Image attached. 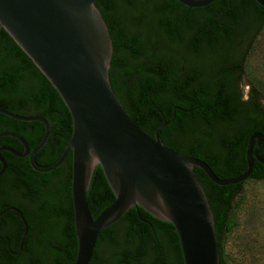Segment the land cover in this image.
<instances>
[{"label":"water","instance_id":"95a60500","mask_svg":"<svg viewBox=\"0 0 264 264\" xmlns=\"http://www.w3.org/2000/svg\"><path fill=\"white\" fill-rule=\"evenodd\" d=\"M176 1L189 8H203L214 0ZM254 1L264 8V0ZM95 2L0 0V29L55 90L70 115L71 136L58 160L46 168L33 162L49 136L45 119L22 117L3 109L0 114L44 125L43 136L29 157L35 171H53L69 153L72 155L77 239L73 264H89L100 231L138 207L173 226L183 264H219L213 213L194 169L221 187L246 181L254 160L264 165L258 154L262 134L254 132L249 136L244 153L246 169L231 179H219L204 161L167 148L158 135L164 122L150 136L131 118L111 88L112 39ZM3 135L16 137H0ZM16 138L24 145L25 153L29 152L27 145ZM0 163L1 176L5 169L1 158ZM97 167L114 200L93 219L87 206V191Z\"/></svg>","mask_w":264,"mask_h":264},{"label":"flooded vegetation","instance_id":"af4514ba","mask_svg":"<svg viewBox=\"0 0 264 264\" xmlns=\"http://www.w3.org/2000/svg\"><path fill=\"white\" fill-rule=\"evenodd\" d=\"M237 1L221 0V4L218 1L203 8H189L176 0H152L148 5L143 0L139 10L112 11L114 16L109 24L116 25L117 30L124 28L130 37L138 35L140 46L147 47L149 56L155 60L154 74L160 92H203L205 101L215 96L220 105L221 98L227 96L229 104L236 106L250 102L258 91L249 80L243 83L242 77V61L246 60L242 45L244 40L250 42L253 38L256 25L250 20L254 9H250L252 15L246 14L249 8L237 5ZM249 6L254 8V5ZM120 20L124 22L118 23ZM112 29L115 33V28ZM51 88L42 77L27 70L18 82L15 97H6L0 103V109L12 114L47 121L49 136L33 157L39 168L49 167L58 160L72 132L67 109ZM38 91L53 103V116L49 119L44 116L45 109L33 101L32 94ZM196 109L198 111L200 106ZM171 112L169 121L162 116L161 124L164 122L165 126L158 130L162 143L169 149L172 143H180L174 128L170 127L179 111L174 107ZM55 129L59 131L58 137L53 134ZM43 133L42 123L13 120L0 114V134L19 137L29 149L25 153L24 145L16 137H0V148H3L0 158L5 164L0 176V264H73L76 257L72 155L69 153L53 171H35L30 164V152ZM263 145L262 135L260 158ZM237 148L242 150L240 145ZM221 167L222 164L217 163V169ZM104 182L100 181L103 187L107 185L105 179ZM93 184L91 179L87 206L94 219L103 208L89 202ZM129 236L132 241L127 244ZM137 241V235L119 220L100 231L89 264H183L182 256L180 262L168 239L167 244L155 246L137 245Z\"/></svg>","mask_w":264,"mask_h":264},{"label":"trees","instance_id":"16d2710c","mask_svg":"<svg viewBox=\"0 0 264 264\" xmlns=\"http://www.w3.org/2000/svg\"><path fill=\"white\" fill-rule=\"evenodd\" d=\"M218 1L221 4V0H215L212 4ZM145 2L148 5L152 0ZM142 4L143 0H96L95 2L112 39L113 53L109 79L113 92L136 124L151 136L155 128L161 124L162 116L169 121L172 117L171 111L176 107L179 113L176 112L170 127L174 128L175 136L180 143H172L170 149L204 161L219 179L239 176L246 169L244 153L249 136L254 132H260L264 136V107L259 102L258 92L254 93L250 102L236 106L229 104L227 96L221 98L220 105L219 98L215 96L205 101L203 92H160L154 74L155 60L149 56L147 47L140 46L137 34L130 37L124 28L117 30L116 25L109 24L111 16H114L113 13L111 14L112 11L121 9L133 12L139 10L138 6L141 7ZM237 5L246 6L249 11L254 9V17L250 22L256 27L252 37L258 35L264 26V8L253 0H238ZM249 5H254V8ZM251 11L246 14L252 15ZM122 22L124 21L120 20L118 23ZM112 27L115 28V33ZM27 70L34 71L47 85H50L4 30L0 29V103L6 97H15L18 82ZM114 76H117L116 80L113 79ZM252 83L257 85V89H261L260 84ZM51 89L55 92L53 88ZM32 96L35 105L45 109L44 116L51 118L53 116L51 99L47 100L40 91L33 93ZM196 106H200L198 111ZM66 116L70 117L68 111ZM53 134L58 137L59 131L55 129ZM238 145L242 146V150L237 148ZM62 148L63 146L59 152ZM261 158L264 159V145ZM217 163L222 164L220 169H217ZM254 163L252 173L247 180H264V166L258 162ZM194 174L207 196L213 213L219 264H225L223 239L237 226L235 211L243 202V198L238 196L244 182L221 187L212 183L199 169L195 168ZM103 177L101 169L97 167L92 176L94 184L90 188L88 197L93 206L100 205L99 207L104 209L113 202L114 197L107 185L105 187L101 185L100 181L104 182ZM105 198L107 199L103 202ZM120 221L137 235V245L155 246L169 242L177 251L181 262L178 238L171 224L153 218L139 207L131 208ZM163 238L166 241L168 239V242ZM126 240L129 244L132 238L129 236Z\"/></svg>","mask_w":264,"mask_h":264},{"label":"rangeland","instance_id":"374dc122","mask_svg":"<svg viewBox=\"0 0 264 264\" xmlns=\"http://www.w3.org/2000/svg\"><path fill=\"white\" fill-rule=\"evenodd\" d=\"M243 43V83L249 80L262 86L257 89L255 85L264 107V26ZM239 197L243 202L235 211L237 226L223 239V260L225 264H264V180L245 181Z\"/></svg>","mask_w":264,"mask_h":264}]
</instances>
